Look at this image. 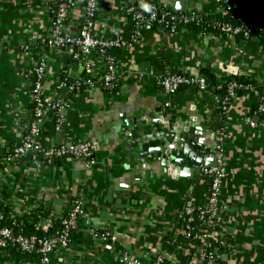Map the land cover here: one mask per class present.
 I'll return each instance as SVG.
<instances>
[{
	"label": "crops",
	"instance_id": "0c3cea01",
	"mask_svg": "<svg viewBox=\"0 0 264 264\" xmlns=\"http://www.w3.org/2000/svg\"><path fill=\"white\" fill-rule=\"evenodd\" d=\"M70 1L64 30L71 36L84 23L85 0ZM134 1L98 0L94 34L106 38L131 33L126 7ZM156 1L178 11L222 10L218 0ZM54 2L0 0V147L18 144L25 136L32 115L30 75L44 56L46 93L61 96L64 91L57 82L64 70L80 82L63 111L61 129L48 139L87 141L90 150L87 155L62 157L54 165L30 159L23 167L3 159L0 213L4 219L26 220L47 229L75 198H81L75 239L53 252L50 264H120L123 251L149 261L162 251L163 238L185 201L205 199L209 187L202 170L180 175L166 153L154 150L163 144L155 136L163 133L170 144H187L204 157L218 151L222 131V224L216 231L201 225L194 238L170 254L169 261L193 264L200 239H208L221 250L220 264H264V127L250 125L260 119L250 111L252 98L248 94L234 98L222 125L216 127L217 95L188 87L168 97L154 77L159 71L201 75L205 70L217 78L244 74L263 82L264 46L254 37L239 41L192 28L168 31L147 26L134 46L116 51L119 83L113 90L84 85L85 75L105 72L102 59L92 52L87 71L83 62L73 59L71 45L46 47ZM248 12L251 19L260 18L256 8ZM167 98L169 111L162 108ZM167 114L170 117L163 121ZM88 229H108L115 240L101 243ZM22 253L17 245L0 247V264L38 263Z\"/></svg>",
	"mask_w": 264,
	"mask_h": 264
},
{
	"label": "built area",
	"instance_id": "2783aa9c",
	"mask_svg": "<svg viewBox=\"0 0 264 264\" xmlns=\"http://www.w3.org/2000/svg\"><path fill=\"white\" fill-rule=\"evenodd\" d=\"M141 9H148L149 13L145 15L141 10L128 4L126 7L127 13L131 14L133 30L128 35L100 38L93 32L95 17L97 13L98 0H85L84 2V23L75 35H67L64 30V20L68 15V10L71 6L70 0H55L54 6L51 8V27L46 37V45L50 48L63 47L66 45L72 46V57L84 63V69L89 71L91 65L89 58L92 52H95L102 59L105 72L95 77L87 79L90 86L100 85L107 89H114L119 83V76L116 68V57L108 50L111 48L127 49L134 46L142 34L143 26L157 24L160 29L168 31H178L179 27L186 24L197 22L200 20L198 10L188 9L177 12L174 9H164L158 11L156 4L148 0H138ZM228 2L229 0H218ZM250 5L255 4V8L260 13L259 19H250L248 25H234L226 21L218 19L211 20L206 27L217 30L220 33H225L228 36L234 37L237 34H242L244 38H250L251 33L261 27V22H264V2L263 0H248ZM249 10L252 6H249ZM46 68V58L41 56L36 65L32 69L34 81L31 87V96L34 103L32 109L33 119L29 122L28 132L23 139L14 146L13 152L8 155L5 160L12 161L15 158L30 154L35 162H39L37 157H45L47 161L54 158L62 157H78L87 155L90 150V143L87 141H77L65 143L63 141H50L47 138L46 143L37 139L36 134L40 131V125L51 114L57 116V124L55 129H61L60 124L63 123V111L69 104L68 98H56L54 95L48 94L43 89L42 78ZM91 77V76H89ZM155 79L162 89L163 93L169 97L182 85L196 86L199 93L205 92L206 80L205 77L195 73H179V72H163L159 71L155 74ZM79 86L78 81L62 80L58 84V88L64 92H72ZM235 83L228 86L227 95L220 99L222 109H228L230 97L234 95L233 88ZM249 89L255 94L258 90L249 85ZM170 107V100L167 98L163 104V110ZM258 114L263 115L261 121H251L252 127H264V100L258 105ZM223 132L219 134L220 143L218 145V154L216 155V164L211 167H203V174L209 178L206 209L200 212V216L204 218L203 226L212 231L222 224L220 215V190L223 177L222 172V141ZM192 199L185 201L183 206V216L187 217L188 221L192 220L191 212ZM82 208V199L75 198L72 201L71 207L67 214L61 218V228L53 236H37L33 233L15 232L11 225H3L0 227V247L5 248L9 244L17 245L22 251H36L39 254L37 264H50V256L53 252L60 248H64L71 243V233L77 228L79 215ZM3 215L0 213V219ZM186 236L190 235V227ZM89 235L101 243H108L115 240V235L108 229H88ZM197 260L193 264H219L221 250L214 246L208 239H200ZM163 257L156 255V258L151 264H164ZM120 264H144L142 258L132 255L127 251L120 252L118 256ZM167 264H173L171 262Z\"/></svg>",
	"mask_w": 264,
	"mask_h": 264
},
{
	"label": "trees",
	"instance_id": "16d2710c",
	"mask_svg": "<svg viewBox=\"0 0 264 264\" xmlns=\"http://www.w3.org/2000/svg\"><path fill=\"white\" fill-rule=\"evenodd\" d=\"M151 3H154L157 5L158 7V11H162L164 9H170L167 7H163L161 5H159V3L156 0H148ZM264 2V0H263ZM130 5H133L135 8L141 10L145 15H147L149 13L148 9H141L140 8V3L138 0L129 3ZM222 5V10L220 12H213V13H203L201 11H199L200 14V20L197 22H192L189 24H186L184 26L179 27L178 30L182 29V28H192V29H197L200 30L204 33H220L217 30H214L212 28L206 27V25L211 22V20L214 19H218L221 21H226L229 22L231 24L234 25H248L250 22V17H249V6H252V8H255V4L254 5H250L248 0H229L228 2H221ZM54 6V4L52 5V7ZM70 10V9H69ZM68 10V12H69ZM177 12H181L183 10H175ZM129 16L131 17V14L128 13ZM68 16V15H67ZM67 18V17H66ZM66 22V19L64 20V24ZM152 27H159L157 24L154 25H150ZM147 26H143L142 31L146 28ZM225 34V33H222ZM227 35V34H225ZM257 38L259 40V42L264 46V22H261V27L254 30L251 33V37L250 38ZM234 38L236 40H246L249 38H244L242 36V34H237L234 36ZM46 40L44 41L45 45H46ZM46 47H48L46 45ZM55 48V47H54ZM119 50V48H111L108 50V53L112 54V55H116V51ZM74 60H76L75 58H73ZM71 59V60H73ZM173 72H179V73H186L184 71H173ZM202 76L205 77L206 80V89L205 92L217 95L219 98V101L217 103V107L215 108V116H217V120H215L214 122L217 124L216 127H220L222 125V121H223V117L225 116L226 110L222 109V105H221V101L220 99L224 96L227 95L228 92V86L231 83H235L236 86L233 88L234 91V95L232 97H230V102L228 103V108L230 107V105L233 102L234 98L240 97L244 94H248L249 97L252 98V105H251V112H258L257 108L258 105L264 100V81L263 82H259L257 79L253 78V77H249L247 75L244 74H230L228 76H225L223 78H217V76L213 73H211L210 71H205L201 74ZM30 78L32 79V83L34 81V75L33 73H31ZM94 79L95 77L91 76H86L83 78V84L84 85H88L87 83V79ZM64 79H68L70 81L73 82V80H71L67 75H66V71L64 70V72H61L60 77L58 78V82L57 85ZM42 83H43V78H42ZM249 85L254 86L257 90L258 93H254L252 90L249 89ZM80 87V82H79V86L77 87L76 90L72 91V92H61L60 90H58L59 92H61V96L60 95H54V97L56 98H68L70 100V97H72L77 90ZM192 88L194 90H196V86H188V85H182L179 87V89L177 91H180L183 88ZM113 90V89H110ZM34 107V103L32 101V109ZM169 111V108H168ZM260 119L259 121H261V119L263 118V115H259ZM33 119V116L31 115L29 122ZM258 121V122H259ZM57 124V116L55 115V113H51L40 125V131L36 134V137L38 140H40L43 143H46L48 136H52L54 134V131L56 130ZM212 124V123H211ZM28 127L27 126V131H25V134H27L28 132ZM60 127H62V124H60ZM16 145V144H15ZM15 145H9V146H3L0 147V162L5 159L8 155H10L13 152L14 146ZM39 158V160L45 161V162H49V164L54 165L57 164L59 162H61L62 158H52L50 161H47L45 159V157L42 156H37ZM32 159L31 155H23L21 157L15 158L11 161L12 164L15 165H20V166H27L26 162H29V160ZM208 178V177H207ZM207 197L205 199H201V200H193L192 201V207L193 210L191 212L192 215V220L188 221L186 216H183V208L181 209V215L178 214L173 222V228L171 230L168 231V233L164 236L163 238V243H162V251L160 253H158V255H161L163 258V263L167 264L169 263V256L172 253H177L180 250L181 245L183 244V242L187 239H192L194 238V236L197 233L198 228L202 225L204 218L200 216V212L204 209H206L207 205H208V201H207ZM71 207V206H70ZM69 207V208H70ZM68 208V209H69ZM68 210H66L64 212L63 215H61L60 217L54 218L52 220V223L50 224V226L47 229H41V228H36L34 222H28L26 220L22 221V220H15V221H11V219H4V215L2 218V222L0 224V227L3 225H11L13 230L15 232H23L26 234L29 233H33L36 234L37 236H53L55 235L61 228V218L64 217L67 214ZM192 227L190 229V235L186 236L187 231L189 230L187 228V226ZM73 232L71 233V240L75 239V235H72ZM11 245H15V244H9L7 246H11ZM22 255L23 256H29V258L31 259H36L37 261H39V254L36 251H22ZM52 255V254H51ZM196 255H198V252L196 253ZM156 258V255L153 256L149 261H143L144 264H151L152 261ZM50 261H51V256H50ZM220 264V263H219Z\"/></svg>",
	"mask_w": 264,
	"mask_h": 264
},
{
	"label": "water",
	"instance_id": "95a60500",
	"mask_svg": "<svg viewBox=\"0 0 264 264\" xmlns=\"http://www.w3.org/2000/svg\"><path fill=\"white\" fill-rule=\"evenodd\" d=\"M169 117L170 115L167 114L163 121L168 120ZM186 135L187 134H184L183 136L186 137ZM155 137L161 138L163 144L155 147L156 149L154 150L159 149L162 150V154L166 153L173 163V168H179L177 171L182 176H192L195 169L202 170L203 167H211L216 164V155L218 154V151H212L215 153L214 155L203 157L199 155L197 151L191 150L187 144H170V138L167 139L163 133L157 134ZM149 150L151 151L153 149L150 148ZM208 182L210 183V180H208Z\"/></svg>",
	"mask_w": 264,
	"mask_h": 264
}]
</instances>
